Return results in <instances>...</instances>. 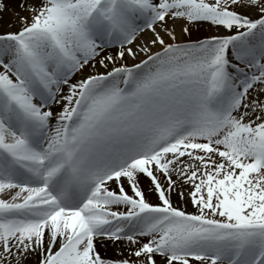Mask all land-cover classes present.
<instances>
[{
    "label": "snow or ice",
    "instance_id": "1",
    "mask_svg": "<svg viewBox=\"0 0 264 264\" xmlns=\"http://www.w3.org/2000/svg\"><path fill=\"white\" fill-rule=\"evenodd\" d=\"M0 24V264H264V0Z\"/></svg>",
    "mask_w": 264,
    "mask_h": 264
},
{
    "label": "bare ground",
    "instance_id": "2",
    "mask_svg": "<svg viewBox=\"0 0 264 264\" xmlns=\"http://www.w3.org/2000/svg\"><path fill=\"white\" fill-rule=\"evenodd\" d=\"M21 2V0H8V4H9V8L10 9H15L16 6ZM17 4V5H16ZM12 11L6 12L3 14V18L6 20L7 18H5L7 16L8 13H11ZM0 26L2 27V24H0ZM147 181H144V184L142 186H145V192H146V197L151 200V201H155L156 200V196L154 193L148 192L147 188ZM175 199V198H174ZM188 210H194L191 208V206H188ZM101 254L105 255V256H109V257H116L119 255L118 250H116L115 248H113L112 245L109 244L108 248L106 250H101ZM125 254H127L125 252Z\"/></svg>",
    "mask_w": 264,
    "mask_h": 264
},
{
    "label": "rangeland",
    "instance_id": "3",
    "mask_svg": "<svg viewBox=\"0 0 264 264\" xmlns=\"http://www.w3.org/2000/svg\"><path fill=\"white\" fill-rule=\"evenodd\" d=\"M16 5H17V4H16ZM13 15H14V12L8 13L7 16H6L5 18L9 19V18H11ZM0 27H1V26H0ZM175 27H176V31H177V33L179 34V32H180L179 24H177ZM209 28H210V26L205 25L200 31H195V32L193 33V35H194V36H199L202 32H208V31H209Z\"/></svg>",
    "mask_w": 264,
    "mask_h": 264
}]
</instances>
